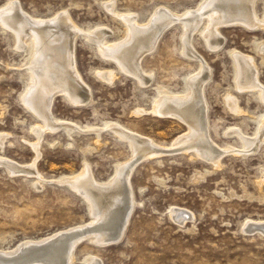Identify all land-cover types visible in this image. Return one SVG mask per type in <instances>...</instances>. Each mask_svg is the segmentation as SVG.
<instances>
[{
    "label": "rangeland",
    "instance_id": "374dc122",
    "mask_svg": "<svg viewBox=\"0 0 264 264\" xmlns=\"http://www.w3.org/2000/svg\"><path fill=\"white\" fill-rule=\"evenodd\" d=\"M18 1L32 16L55 19L64 13L82 29L112 33L108 43H118L123 36L122 24L106 7L108 1L114 3L120 14L137 15L140 22L147 21L158 8L190 12L201 2ZM5 2L0 0V7ZM252 10L254 17H262L264 0L256 1ZM230 24L220 26L224 43L219 50H209L201 37L194 35L188 55L181 48L182 27L174 24L142 61V70L152 78L147 87L139 86L123 74L116 67L117 62L102 59V52L99 54L95 46L79 37L74 45L75 63L91 101L79 107L58 95L51 113L82 129H99L96 149L97 141L91 133L67 137L59 130L46 134L41 141L35 138L31 130L40 121L22 103L28 78V55L16 53L11 37L0 33V157L23 167L38 158L35 171L46 181L81 174L83 164L87 163L95 180L108 184L115 165L128 163L132 157L127 146L106 126L119 125L157 146H170L188 128L174 117L163 113L157 116L152 103L161 91L181 92L186 77L199 73L200 61L210 71L204 93L209 139L219 148L239 149L240 142L230 138L229 132L237 128L251 137L264 115V104L250 93L237 92L230 53L240 52L251 57L250 60L253 58L251 63L259 69V85L264 87V57L256 53L258 44L264 43V30L259 26L250 29ZM262 50L264 47H261L263 53ZM99 72H112L115 79L108 84L98 78ZM227 95L237 100L242 115H233L225 105ZM176 151L172 154L167 150L166 154L132 167L128 185L135 205L122 239L99 246L83 239L76 246L73 264H85L89 256L100 264H264V236L252 230L264 224V183L261 188L258 186L264 171V147L245 157L225 154L221 167L216 170L193 154ZM35 182L32 177L11 176L0 167V250H11L24 241L57 235L90 221L85 201L71 189ZM179 209L185 211L180 218L175 216Z\"/></svg>",
    "mask_w": 264,
    "mask_h": 264
},
{
    "label": "bare ground",
    "instance_id": "6f19581e",
    "mask_svg": "<svg viewBox=\"0 0 264 264\" xmlns=\"http://www.w3.org/2000/svg\"><path fill=\"white\" fill-rule=\"evenodd\" d=\"M256 1L258 0H201L193 10H189L190 12L188 10L177 12L162 7L151 13L145 22H140L137 15L120 14L115 10L114 3L108 1L105 3L107 9L123 26L120 42L108 43L107 39L112 33L82 29L64 13L55 16V19L32 16L21 8L18 0H6L0 7V33L11 37L16 53L28 55L26 64L28 78L22 103L24 108L40 121V125L33 127L31 133L39 141L46 134L52 135L59 130L64 131L67 137L74 133H91L89 135H93L97 141L95 149L98 148L101 133L99 129H82L72 122L55 118L51 113L54 98L58 95L69 104L79 107L86 106L91 101L89 91L84 88L75 63L74 45L79 37H84L88 43L95 46L99 54L102 52V59L117 62L116 67L123 74L134 79L139 86L147 87L151 84L152 78L142 70V61L146 55L152 53L159 39L174 24L179 23L182 27L181 48L186 53L190 45L192 46L194 35L201 37L206 48L215 52L224 43L220 33V26L224 24H240L250 29L259 26L264 30V14L262 17H254L252 13ZM100 29L103 28L96 30ZM261 47H264L263 42L258 44L256 53L262 58L264 51L261 52ZM230 57L235 72L234 86L239 90L237 92L250 93L261 102L260 104H264V87L259 85V69L257 64L251 63L253 58L250 60L251 57L243 56L240 52H231ZM200 62L199 73L186 77L181 92L161 91L152 103L151 108L157 112L156 115L163 113L174 117L188 128V132L170 146H157L150 139L119 125L106 126L116 139L127 146L129 157H132L128 163L115 165L113 177L108 184L96 181L87 163L83 164L81 174L46 181L35 171L38 158L30 166L23 167L0 157V167L11 176L32 177L36 184L42 186L45 183H52L68 187L83 198L90 217V221L82 226L70 227L57 235L38 240L24 241L11 250H0V264H73L76 246L83 239L98 246L120 241L127 218L135 205L128 184L132 167L139 162L155 159L167 150L172 154L180 150L182 154H193L196 159L216 170L221 167V160L225 154L245 157L264 147V115H261L251 137L245 136L237 128L229 132L230 138L240 142L239 149L231 147L222 149L212 144L209 139L208 107L204 94L210 80V71ZM97 76L108 84L115 79L112 72L101 74L99 72ZM225 105L230 108L233 115H242L237 100L230 98V95L226 96ZM90 129L91 131L86 132ZM37 152L35 153L38 154ZM260 181L259 188L264 183V171ZM184 212L179 209L175 216L180 218ZM258 226L259 229L254 227L252 230L264 236V224ZM98 262L92 256L85 259V264H100Z\"/></svg>",
    "mask_w": 264,
    "mask_h": 264
}]
</instances>
